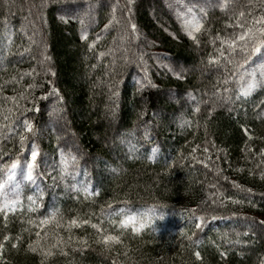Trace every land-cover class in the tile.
Returning <instances> with one entry per match:
<instances>
[{"label":"trees","instance_id":"trees-1","mask_svg":"<svg viewBox=\"0 0 264 264\" xmlns=\"http://www.w3.org/2000/svg\"><path fill=\"white\" fill-rule=\"evenodd\" d=\"M39 2H0V110L13 108L11 121L0 115V164L18 154L30 159L33 144L38 153L33 181L24 182L22 207L7 220L0 213V264H264V85L233 103L211 100L225 87L236 99L237 77L258 64L257 56L238 71L225 60L208 64L209 55L217 54L211 40L233 32L226 27L231 13L208 7L204 16V0H41L40 9L34 7ZM168 4L177 12L196 5L204 20L199 44ZM88 5L91 14L85 16ZM114 6L118 20L136 25L135 56V47L143 50L142 59L129 52L133 62L116 57L109 72L112 60L98 53L114 46V27L120 26L102 31ZM238 6L251 13L248 21L264 15V0H238ZM82 18L87 40L81 39ZM24 22L36 26L30 34L40 49L20 28ZM243 55L237 49L234 59ZM175 64L180 70L168 68ZM13 96L19 107L4 99ZM24 119L32 131L24 133L21 152ZM182 120L189 123L181 126ZM9 123L11 132L4 126ZM62 154L76 157L63 173ZM29 195L36 201L31 212ZM53 208L59 209L56 220L41 226ZM129 214L138 216L137 228L140 221L146 226L139 232L121 226ZM213 220L223 222L211 226ZM105 235L119 242L105 245Z\"/></svg>","mask_w":264,"mask_h":264},{"label":"snow or ice","instance_id":"snow-or-ice-1","mask_svg":"<svg viewBox=\"0 0 264 264\" xmlns=\"http://www.w3.org/2000/svg\"><path fill=\"white\" fill-rule=\"evenodd\" d=\"M180 2V0H178ZM132 0H127V5H131ZM127 11L130 13L131 9L130 7H127ZM230 5L233 6V8L230 9ZM91 5H88V9L85 11V16H90L91 14ZM196 5L191 6H185V11L177 12L178 19L181 22V26L185 32V34L188 36L189 39H191L196 44H199V39L197 34L201 33L202 30H204V20L202 16L198 15L196 11H194V8ZM208 7H215L219 8L222 12L231 13L229 15V20L231 21L226 25L228 28H232L233 32L231 36L224 37L220 34H217L212 40L211 43L213 44L215 48V52L217 53L215 56L209 55L208 58V64L209 65H215L219 64L221 60H225L228 64H235L237 67V71L241 68H244L246 64H248L250 61H252L253 56H257L259 54V57H261L260 63L257 65V68L259 70V78L257 76L256 71H247L240 73L237 77V84L239 87L236 90L235 96L236 100H239L241 97H248L252 94V92L261 85H264V15H260L259 17H253L251 21L247 20V16L251 15V13H246L242 8H239V10H236L238 8V0H205L204 6H200L199 13L203 14L204 16L207 15V8ZM116 7L114 6L112 9V15L109 18L108 22L104 25L103 30L104 32H107L113 25H119L120 26V32L118 36L113 38L114 44L117 45L115 49L109 48L107 52L101 51L98 53V58L105 57V56H112V64L115 65V52L120 51L123 53V60L125 63L133 62L130 60L129 52H132V55L135 56V52L132 51L131 45L136 40L137 34H136V25L132 24L130 21H127L126 23H122L121 20H118L116 15ZM81 24V39L87 40L88 39V24H86L85 20L82 18L80 19ZM128 26L131 28V32L128 31ZM236 29H239V31H236ZM100 36L97 35L96 40H100ZM8 42L11 43V36L8 35L7 37ZM118 41V43H117ZM219 41V46H216V42ZM89 49H93L95 47V42L90 43L88 45ZM239 49L242 53H245L239 61H236L234 59V54L236 50ZM139 59H142V57H139ZM254 63V62H253ZM93 68L96 67V65H92ZM107 67V66H106ZM32 73H25V75H31ZM233 75H236V73H233ZM13 80H16V77L12 78ZM20 79H23L21 76ZM145 79L147 77L145 76ZM241 81L243 83L241 84ZM229 81L228 79H225L222 81L223 84H227ZM142 87L144 85H141ZM34 85H28V88H32ZM27 91V89H25ZM53 93H57L56 89H52ZM230 92V89L227 87L223 88V95L221 94V90L219 88L216 89V91L213 93V95L216 97V100L219 102H222L223 104H229L233 103V98L228 93ZM115 94V93H114ZM20 99H25V93L22 91L19 93ZM5 100H10L13 102V105L16 107H19V102L15 96L13 97H5ZM192 99H195V97H192ZM62 103V100H61ZM215 103V102H214ZM5 110H0V115L3 116L4 121H11L13 119V108H7L6 113L3 114ZM195 112H199V107H196L194 109ZM211 111V109L209 110ZM18 123H20L18 121ZM189 121L182 120L181 126L183 124H187ZM8 128L9 132L13 130V126L11 123L4 125ZM32 131V124L29 120L24 119L22 121L21 130L18 132L19 135V141L21 144V152H23V144L25 141V132H31ZM155 149H153V153H155ZM207 151V149H205ZM193 152H195V149H193ZM37 151L36 146L32 145L31 150V158L27 160H21L19 157V154L16 158L11 159L10 163H3L0 164V172L4 173V179L0 180V213H3L5 220H7V216L9 212H15L17 210V207H22V191L24 187L25 181H33V169L35 167V161L37 158ZM261 157H264V149L260 152ZM75 156H70L66 158L63 154L61 155V165L62 167L61 171L62 173L67 170L68 162L69 160L75 161ZM149 159H152L150 156ZM260 176L262 179H264V171L260 172ZM236 187H239V185H236ZM85 193L91 195L92 192L87 186H84L82 189ZM250 191V189L248 190ZM27 200L30 202L28 211H35V208L32 207V205L36 204V201L34 200L33 196L29 195L27 196ZM239 203L240 201H234ZM111 207V205H109ZM59 212V209L53 208L51 209L50 215L46 217L45 219L40 221V225L43 226L45 224H48L51 221L56 220L57 214ZM120 213H124L125 209L121 208L119 209ZM142 216H147L148 213H142ZM198 219H203V217H198ZM213 219H216V217H213ZM138 221V216L136 214H129L126 215L123 219L120 221V225L123 227H128L129 225H132V230L134 232H139L140 229H143L146 226L147 221H140L139 227L137 228L135 226L136 222ZM84 223H88L87 220L83 221ZM72 225H78L77 220L73 219L70 221ZM261 223H264L262 221ZM93 228H97L98 226L96 224H92ZM197 227H200L198 224ZM37 237L40 236V233H36ZM4 241L9 240V236L5 235L3 236ZM109 242L118 243L119 238L117 236L113 235H105L103 236V243L107 245ZM37 245L39 244V241L36 242ZM57 243H60L59 240H57ZM13 247H15V244H13ZM31 247V245H30ZM55 247V245H53ZM3 248V244H0V249ZM33 251H36V248H32ZM51 255V253H48ZM223 255V254H222ZM196 258L199 260L201 259V255L199 252H195Z\"/></svg>","mask_w":264,"mask_h":264},{"label":"rangeland","instance_id":"rangeland-1","mask_svg":"<svg viewBox=\"0 0 264 264\" xmlns=\"http://www.w3.org/2000/svg\"><path fill=\"white\" fill-rule=\"evenodd\" d=\"M5 1L6 0H0V2H3V3H5ZM35 1H40L39 3H36L35 5H34V7H36V8H39L40 9V7L42 6V4H41V0H35ZM199 1H201V0H199ZM205 1V0H204ZM37 5V6H36ZM168 6V8H169V10H170V13H172V15H174V16H177V9H175V7L173 6V5H167ZM25 8V9H24ZM24 8H21V10H22V12H24V13H27V15H30V13L29 12H31V9H29V8H27V7H24ZM30 8H32V6L30 7ZM27 9V10H26ZM29 9V10H28ZM33 9V8H32ZM36 10V9H35ZM111 13V12H110ZM161 14V13H160ZM21 29H24V31H25V33H27L29 36L28 37H30L29 38V40H30V44H32V45H35L38 49H40V42H39V40L37 39V37L35 36L34 38L32 37V35L30 34V32L31 31H34V33H37V29H36V26L35 25H32V24H30V23H28V22H24L22 25H21V27H20ZM114 28H116V32H117V35L116 36H118V34H119V32H120V27H118V26H115ZM117 43H118V41H117ZM117 47V45L116 44H114V46H112L111 48H113V49H115ZM131 48H132V50H134V45L132 44L131 45ZM136 49H138L137 50V57L136 56H134L135 57V59H138V57H139V52H141L142 50H143V48H140V50H139V47H135V50ZM109 58H110V60H112L113 59V57L112 56H108ZM116 57H119V58H121V59H123L122 57H123V53H121L120 51H116L115 52V58ZM133 57V58H134ZM257 57H258V64L260 63V61H261V57H259V54L257 55ZM156 62L158 63V62H160V60L159 59H157L156 58ZM257 64V65H258ZM157 65H159V64H157ZM257 65L255 66V68L253 69V70H251V71H256L257 72V76H258V78H259V70H258V68H257ZM116 66V60H115V65H113L112 64V61L110 62V64H109V67H107L108 68V71L109 72H112V70H113V68ZM37 67L39 68V69H42V74L44 73V74H48V71H47V69H45L44 68V66H43V64H39V63H37ZM168 68L170 69V70H173V71H177V70H180V68H181V66L180 65H177V64H175V65H168ZM233 98H234V96H233ZM211 100H214L216 103H218V104H220V103H222V102H219V101H217L216 100V97L213 95V98L211 99ZM233 101L234 102H236V99H233ZM172 123H174V122H172ZM30 158H31V154H30ZM261 221H264V218H262L261 219ZM223 221H221V220H213L211 223H210V225L211 226H216V225H218V224H221Z\"/></svg>","mask_w":264,"mask_h":264},{"label":"clouds","instance_id":"clouds-1","mask_svg":"<svg viewBox=\"0 0 264 264\" xmlns=\"http://www.w3.org/2000/svg\"><path fill=\"white\" fill-rule=\"evenodd\" d=\"M159 218H160V219H163V218H164V214H163V213H160V214H159ZM155 231L158 232V229H155Z\"/></svg>","mask_w":264,"mask_h":264}]
</instances>
